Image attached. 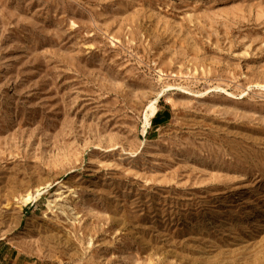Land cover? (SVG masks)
Returning <instances> with one entry per match:
<instances>
[{
    "label": "rangeland",
    "instance_id": "rangeland-1",
    "mask_svg": "<svg viewBox=\"0 0 264 264\" xmlns=\"http://www.w3.org/2000/svg\"><path fill=\"white\" fill-rule=\"evenodd\" d=\"M17 261L264 264V0H0Z\"/></svg>",
    "mask_w": 264,
    "mask_h": 264
},
{
    "label": "trees",
    "instance_id": "trees-1",
    "mask_svg": "<svg viewBox=\"0 0 264 264\" xmlns=\"http://www.w3.org/2000/svg\"><path fill=\"white\" fill-rule=\"evenodd\" d=\"M169 119H170V113L168 111H166L164 113L159 112L156 115V117L153 119L152 126L154 129H157V128L163 126L164 124H166Z\"/></svg>",
    "mask_w": 264,
    "mask_h": 264
},
{
    "label": "bare ground",
    "instance_id": "bare-ground-1",
    "mask_svg": "<svg viewBox=\"0 0 264 264\" xmlns=\"http://www.w3.org/2000/svg\"><path fill=\"white\" fill-rule=\"evenodd\" d=\"M157 102V101H156ZM150 114L146 116V126L151 127V121L156 117L158 114V108L153 104L150 107ZM40 194H38L36 197H39Z\"/></svg>",
    "mask_w": 264,
    "mask_h": 264
},
{
    "label": "crops",
    "instance_id": "crops-1",
    "mask_svg": "<svg viewBox=\"0 0 264 264\" xmlns=\"http://www.w3.org/2000/svg\"><path fill=\"white\" fill-rule=\"evenodd\" d=\"M16 264H21V262L20 261L19 262L17 261Z\"/></svg>",
    "mask_w": 264,
    "mask_h": 264
}]
</instances>
